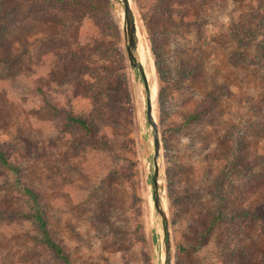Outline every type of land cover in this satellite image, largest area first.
I'll return each instance as SVG.
<instances>
[{
    "label": "rangeland",
    "instance_id": "obj_1",
    "mask_svg": "<svg viewBox=\"0 0 264 264\" xmlns=\"http://www.w3.org/2000/svg\"><path fill=\"white\" fill-rule=\"evenodd\" d=\"M130 1L173 264H264V0ZM5 5L0 150L19 173L0 163V264H65L43 242L27 187L69 264H164L147 91L121 1L43 15L28 0Z\"/></svg>",
    "mask_w": 264,
    "mask_h": 264
},
{
    "label": "water",
    "instance_id": "obj_2",
    "mask_svg": "<svg viewBox=\"0 0 264 264\" xmlns=\"http://www.w3.org/2000/svg\"><path fill=\"white\" fill-rule=\"evenodd\" d=\"M124 9V33L126 51L130 65L133 69L135 76L142 78L146 91H147V110L142 111L143 124L146 127L147 124L151 125L153 129V159H154V174L152 178L153 187V202L154 212L157 217L161 230L164 232L163 239V251L165 253L164 264H173L172 243L170 238L169 218L165 208L163 199V188L160 184L161 172H162V156H161V140L159 136V126L153 117V109L151 103V94L149 92L148 80L144 71V67L141 64L138 48L139 38L137 32V23L134 10L131 6L130 0H120ZM139 88V87H138Z\"/></svg>",
    "mask_w": 264,
    "mask_h": 264
},
{
    "label": "trees",
    "instance_id": "obj_3",
    "mask_svg": "<svg viewBox=\"0 0 264 264\" xmlns=\"http://www.w3.org/2000/svg\"><path fill=\"white\" fill-rule=\"evenodd\" d=\"M100 1L102 0H28V2L32 5V8L30 6V9L35 11V6L36 8H38L36 11L38 13V15H43L44 13H46V11L48 10H52L54 9L55 5H67V6H71L75 9H77V7L79 8H83V9H95L93 6V3H100ZM7 2V0H0V33H7V17L6 15V5L5 3ZM104 5H106V3H104ZM242 63H247L248 60L247 58L241 60ZM199 114H194L191 115L189 117V121H194L196 119L199 118L198 116ZM71 123L76 124L81 126L82 128H84L87 131H91L90 125L88 123V121L81 116H70L68 118ZM149 146V144H148ZM149 153V151H147V154ZM0 163L6 167L9 168L10 170L14 171L17 175H18V168L16 166H14L11 161L9 160V158L7 157V155L0 150ZM232 171H235L232 168ZM224 174V173H223ZM224 178L219 179L218 178V185L220 186V190L223 189V181L225 178H227V176H223ZM222 180V181H220ZM25 193L30 197V199L33 201V203L35 204V209L36 212L34 214V221L36 222V224L38 225V229L40 230V232H42L44 238H43V242H45V244L50 247L52 250H54L56 252V254L65 262V264H69V260L67 258V256L63 253L62 249L59 247V245H57L51 238V234L49 232L48 229V223L46 221V218L44 217L40 205H39V197L37 195V193L30 189V188H24ZM225 191H223L224 193ZM221 193V192H220ZM221 198H224V196L222 195V193L220 194ZM220 212H222V210H220ZM250 215V213H248L247 211H243L240 214H232L230 219L233 220H240V219H246L248 216ZM224 216H221V214H217L214 216L213 220H212V225L211 226H215L221 219H223Z\"/></svg>",
    "mask_w": 264,
    "mask_h": 264
},
{
    "label": "bare ground",
    "instance_id": "obj_4",
    "mask_svg": "<svg viewBox=\"0 0 264 264\" xmlns=\"http://www.w3.org/2000/svg\"><path fill=\"white\" fill-rule=\"evenodd\" d=\"M138 52H139V55H140V57L139 58H141L140 59V61L143 63V65H145V55H144V53H143V51H142V47L141 46H139V48H138ZM141 63V64H142ZM142 65V66H143ZM144 71H145V74H146V70H145V68H144ZM146 77H147V74H146ZM148 80V79H147ZM150 94H151V92H150ZM151 103H152V99H151Z\"/></svg>",
    "mask_w": 264,
    "mask_h": 264
}]
</instances>
